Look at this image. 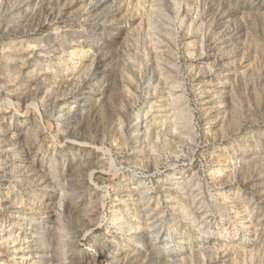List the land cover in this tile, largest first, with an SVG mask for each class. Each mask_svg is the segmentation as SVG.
I'll return each instance as SVG.
<instances>
[{"label": "rangeland", "instance_id": "1", "mask_svg": "<svg viewBox=\"0 0 264 264\" xmlns=\"http://www.w3.org/2000/svg\"><path fill=\"white\" fill-rule=\"evenodd\" d=\"M164 259L264 264V0H0V264Z\"/></svg>", "mask_w": 264, "mask_h": 264}, {"label": "bare ground", "instance_id": "2", "mask_svg": "<svg viewBox=\"0 0 264 264\" xmlns=\"http://www.w3.org/2000/svg\"><path fill=\"white\" fill-rule=\"evenodd\" d=\"M160 74H161V73H160ZM162 74H163V73H162ZM7 105H8L10 108H12V110H13L14 112H17V109L14 107V105H13L12 102L8 101ZM154 124H155V123H154ZM163 124H164V122H161L162 127L164 126ZM20 136H22V133H20ZM25 136L28 137L27 135H25ZM25 136L23 135V138H26ZM170 200H171V203H172V202H173V199L170 198ZM183 212H184V214H185L186 216H188V217H190V216L192 215V211H190V210L187 209V208L184 209ZM118 222H120V219H119ZM162 261H163L162 264H166V263H167L166 259H164V260H162Z\"/></svg>", "mask_w": 264, "mask_h": 264}]
</instances>
